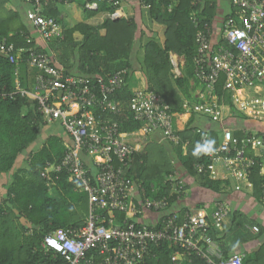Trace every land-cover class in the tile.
Segmentation results:
<instances>
[{
	"label": "built area",
	"instance_id": "1",
	"mask_svg": "<svg viewBox=\"0 0 264 264\" xmlns=\"http://www.w3.org/2000/svg\"><path fill=\"white\" fill-rule=\"evenodd\" d=\"M23 1L30 6L26 18L38 38L45 43L64 39L62 24L42 13V3L49 0ZM230 1L237 14L225 18L218 43L212 42L211 24L192 14L197 28L195 72L204 88L203 101L192 109L221 123L223 130L222 140L215 146L209 144V132L198 130L196 146L202 160L195 170L213 180L229 181L235 190L253 192L252 176L259 163L264 205V132L243 126L239 128L243 136H236L234 128L223 124L224 118L234 116V112L227 111L217 94L223 78V88L231 93L235 109L246 118L264 123V0ZM103 2L115 9V16L122 0H84V7L95 10ZM24 35L29 44L25 47L0 35V54L15 65L23 58L25 62L26 56V62L41 72L32 90L24 89L17 77L16 90L0 87V98L25 94L36 100L45 123H62L72 141L65 144L62 160L48 162L42 176L49 180L65 173L87 193L89 201L86 224L60 228L44 236V251H53L54 261L58 254L63 259L52 264H153L165 248L175 249L171 256L176 264L182 259L191 264L194 257L199 258V264H248L243 252L224 258L212 234L213 230L222 231L232 216L234 208L227 200H218L211 210L178 207L167 193L157 197L146 194L144 182L130 176L136 146L120 129L117 118L123 106L119 94L127 88L129 70L121 68L105 78L74 75L60 67L51 53L34 47V36ZM172 63L174 76H180L177 55L172 56ZM15 74H19L18 66ZM130 91L129 108L133 118L142 122L141 132L145 135L159 130L167 141L180 144L176 114L161 95L149 88ZM86 157L91 158L94 169L85 163ZM163 183L178 195L188 194L184 179L176 171L167 173ZM150 187L152 192L159 189ZM145 211L159 215L156 226L137 223ZM246 227L254 233L260 231L257 225Z\"/></svg>",
	"mask_w": 264,
	"mask_h": 264
},
{
	"label": "trees",
	"instance_id": "2",
	"mask_svg": "<svg viewBox=\"0 0 264 264\" xmlns=\"http://www.w3.org/2000/svg\"><path fill=\"white\" fill-rule=\"evenodd\" d=\"M145 1L150 5L154 18L166 27L164 45L160 46L150 42L146 48L144 69L150 78L148 88L161 95L170 106L171 112H184L185 99L191 103L202 101L192 95V90L199 85L194 65V56L197 52V28L193 23L192 14L200 16L201 19L211 24L214 4L210 0H206L201 13L202 4L201 2L194 3L195 0ZM0 3L4 5L5 0H0ZM106 5H108L106 2L100 3L99 9L105 8ZM17 13H14L16 17L19 16ZM45 14L58 18L59 11L56 6H50ZM18 24L14 23V27L11 29L2 26L0 30L3 29V31H0V35L8 36L10 31H13L10 40H13L17 46H23L26 45L24 34H27L28 31L20 18ZM63 29L64 39H57L51 45L54 57L68 71L73 69L81 74L98 75L105 78L121 68H133L131 57L137 30V25L133 21L107 19L100 27L79 23L73 28ZM102 29L105 30V34L101 33ZM77 31L83 33L82 41H77L74 38ZM39 50L47 51L43 48H39ZM170 51L185 57L186 65L183 76L174 78ZM24 65L25 63L21 68L25 72L27 66L23 67ZM15 68L14 63L0 54L1 88L5 87L7 91L16 90ZM23 76H20L21 86L27 88ZM128 78L129 75L127 76V88L119 94L124 106V112L119 116V119L121 120L120 129L132 132L141 128L143 124L133 119L129 112L128 103L131 91ZM221 80L217 87V94L227 111H233L235 117L257 125L264 132L263 122L246 118L235 109L231 93L223 88V78ZM192 81L195 85H192ZM194 120L195 116L192 115L190 123ZM45 125L36 100L21 93L5 99L0 98V175L5 173L12 176V181L5 185L4 192L0 191V264L62 263L63 259L59 254L54 261L55 253L44 251L41 246L44 236L60 228L79 227L87 222L89 207L87 193L69 181L63 172L60 173L56 183L51 185L42 176V171L48 162L58 163L62 160L65 153L63 137L50 135L43 141V144L36 145L34 150L29 151V148L34 143L36 144L41 129ZM211 133L213 136L218 134L217 131ZM179 134L183 141L187 142V152L183 160L184 167L191 175L196 176L200 185L205 189L214 194H224L227 186L231 184L229 181L199 176L194 170V163L202 160L195 142L191 141L194 127L187 126ZM235 134L238 137L243 136V132L239 129H236ZM26 152L29 153V156L25 159L24 164L17 166L18 158ZM150 159L145 151L136 153L132 173L135 172L136 178L144 182L143 192L154 197L163 196L169 189V186L162 182L163 174H167L171 170V159L168 157L160 159L158 156L152 160V163H150ZM258 170L259 163L255 166V173L252 176L254 190L251 192V197L258 204L264 206L262 203L263 179L257 174ZM154 182L159 189L152 193L150 186ZM227 201L231 204L229 200ZM197 207L200 208L199 205ZM117 216L120 218V214L117 213ZM232 220V226L225 224L223 231H212L214 238L220 244L224 258L229 257L232 245L237 242V239H240L239 234L246 232V235L249 236L251 233L246 225H252L250 223L252 220L235 208ZM227 242L231 243L228 244V248L226 247ZM174 250L165 248L159 253V259L153 261V264H176L173 263L171 256ZM244 262L264 264V261H259L257 257L253 258V255L245 258ZM199 263V258L194 257L191 264ZM180 264H190V262L183 260Z\"/></svg>",
	"mask_w": 264,
	"mask_h": 264
},
{
	"label": "crops",
	"instance_id": "3",
	"mask_svg": "<svg viewBox=\"0 0 264 264\" xmlns=\"http://www.w3.org/2000/svg\"><path fill=\"white\" fill-rule=\"evenodd\" d=\"M210 1L212 2V4H214L213 12L211 13V19H212L211 26H212V32H213L212 42L218 43L220 41V36L222 34L223 22L225 18L231 15L235 16L237 14L236 12L237 10L232 6V3L230 0H229L230 2L228 3V5L224 4L221 0H210ZM195 2L196 3L201 2L202 7L200 11L202 13L205 7L206 0H195L194 3ZM77 4H80L83 7V9H80L79 11L75 10L74 7ZM4 5L8 7V10L6 11L8 13L7 14L8 16H6L5 19L0 17V28H2L3 26L4 28L11 29L14 27V23L15 25H19L18 22L20 18L21 21H23L27 27V31H28L27 34H31V36H34L37 39V41H34L32 45L36 47L37 49L43 48L47 50L45 52L51 53L54 57V53H52L53 49H52L51 44L57 39H53L52 41L45 43L40 38H38L39 34L37 33L35 28H33V26L29 23V21L26 18V11L30 6L27 3H25L23 0H5ZM50 6H56V8L59 11L58 18L54 16H50V17L56 18L62 24L63 28L65 29L73 28L75 25L79 23H85L93 27H100L104 23V21L107 19H112V20L126 19V20L133 21L137 25V30H136L135 43H134L132 57H131L133 68L132 69L127 68L129 70L128 85L131 90L138 89V88H148L150 78L148 77V75L146 74V70L144 69L146 48L150 42H154L156 44H159L160 46L164 45V42L166 39V27L165 25H163L162 23H160L154 18V16L152 15L151 7L148 3H146L145 0H122L121 6L116 10L115 16L112 15L115 12V9H113L110 5H106L105 8L99 9L100 7V4H99L98 9L88 10L84 7V0H79V3L77 2V0H66V1L49 0V3L47 4L42 3V13L44 15H46L45 12L48 10ZM16 10L18 13L15 12ZM76 11L79 12L80 14L77 13ZM72 12H74L77 17H73ZM14 13L19 14V16L16 17ZM203 15H206V14H203ZM46 16H49V15H46ZM1 30L3 31V29ZM101 33L105 34V30L102 29ZM8 36L9 37L13 36V31H10ZM83 37L84 35L81 31H77L74 34V38L77 41H82ZM11 41L14 42L13 40ZM25 41H26V38H25ZM25 44L26 45H23L24 47L29 45L27 41L25 42ZM173 55L178 56L179 69L181 72L180 76H183L185 65H186V59L183 55H180L174 51H170L171 63H172ZM26 61H27V58L25 56V62L23 58L21 64L16 65V67L18 66L19 68V74L16 75L15 72L14 74H15L16 79L18 77L19 81H20V76L24 75L23 79L25 80L24 82L27 85V88L26 87L25 88L23 87V88L27 90H32L33 84L35 82V78L41 71L29 65ZM54 61L60 67L64 68L67 72L71 74L85 75L73 69L72 71H68L66 67L60 61H58V59H56V57H54ZM23 63H25L23 67L27 66V70L25 72L22 71V68H21ZM173 68H174V65H173ZM172 74H174L173 69H172ZM16 84H17V81H16ZM20 85H21V82H20ZM192 85H195L193 81H192ZM203 89H204L203 85L201 84L199 80V85H197V87L195 86L194 90H192L193 97L200 98L203 101V98L201 97ZM201 102L191 103L189 100L185 99L183 103V108H185V111L175 112L176 114L175 125L178 129V133L184 131L187 128V126H193L194 134L192 136L191 141L195 142V145L197 144L200 138L199 137L200 135L198 134L199 133L198 130L209 132L210 133L209 144L210 146H215L222 140V136H223L222 124L192 109V107L195 104H199ZM123 107L124 106H122L121 114H123L124 112ZM129 112L132 115L130 108H129ZM121 114L117 116L118 119ZM192 115L195 116V120L194 122L190 123V119ZM119 121L121 125V120L119 119ZM213 122L215 123V125L210 124ZM223 124L226 127L228 126V127L234 128L235 131L236 129L242 128L243 126L258 128V126L253 125L249 121L242 120L241 118H237L235 116L225 117L223 120ZM50 126H57L60 129L52 132V131H49ZM141 129L142 127L132 132L124 131L128 133L127 139L133 145L136 146V151L134 155L136 153H141L145 151L148 153V155L151 158L150 159L151 161L149 160L150 163H152V160L158 156L160 159L163 157L170 158L172 168L169 171V173L174 172V171L178 172V174L184 179L186 183L188 194L185 196L183 194L178 195L177 193L171 191V188L168 187L169 189L167 191V194L170 195L171 203L174 202V204L177 205L178 207H184V208L186 207L198 208L197 206L199 205L200 208L204 207L208 210H211L213 209L215 203L218 200H221V199L229 200L233 208H235V210H238L240 213L245 214L248 219L252 220L250 222L252 225H257L260 228V232L254 233L251 231L249 236L246 235V232H242L241 234H239L238 236L240 237V239H237V242H235L232 245L229 256L233 253L243 252L246 254V258L253 255V258L257 257L259 261H264V206L258 204L256 200H254L251 197V192L247 190H240V191L235 190L231 184L227 186L224 194L222 193L214 194L212 193V191L205 189L202 185H200L199 181L196 179V176L191 175L190 172H188V170L183 165V160L187 152V149H186L187 142H184L183 139L181 138L182 142L178 145H174L170 143L169 141H167L165 137L162 135V132H160L159 130L153 133L144 135L141 132ZM44 131L48 132L46 137L44 136L45 135L43 133ZM212 131H217L218 132L217 136H213L211 133ZM41 133H42V136L38 138L36 144L34 143L29 148V151L34 150L36 145L43 144V141H45L47 137L50 135H60L61 137H63L64 146L66 143H71L72 141V138L66 133L60 121H55L52 124L46 123V125L41 129ZM42 137L44 139H42ZM196 149H197V146H196ZM134 155L132 157V168L130 170V176L135 181V180H140V179L136 178L135 172H133L134 174L132 173L133 168H134V165H133ZM28 156H29L28 152L22 154L17 160V166H22L25 162V159H27ZM85 159H86L85 163L89 167L94 169V163L91 160V158L86 157ZM196 163L198 162L194 163V170H195ZM166 175H167L166 173L163 174V181ZM200 175L201 174H199V176ZM58 177L59 176L54 175L49 180L45 178L44 179L47 181L48 184L51 185V184L56 183ZM11 181H12V176L10 174H5V173L1 174L0 175V191L4 192L5 185ZM151 185H155L157 187L156 182H154ZM173 198H174V201H172ZM88 210H89V207H88ZM158 219H159V215L156 212L145 211V212H142L138 216L137 223H139L143 227H154L157 225ZM242 219H239V220H242ZM232 221L233 220L231 216L230 219H228L226 222L227 226H229V224H231L232 226ZM117 223H120V221H118ZM228 244H231V243L227 242L226 244L227 248H228Z\"/></svg>",
	"mask_w": 264,
	"mask_h": 264
},
{
	"label": "rangeland",
	"instance_id": "4",
	"mask_svg": "<svg viewBox=\"0 0 264 264\" xmlns=\"http://www.w3.org/2000/svg\"><path fill=\"white\" fill-rule=\"evenodd\" d=\"M224 4H226V5H228V3L230 2L229 0H221ZM77 2L79 3V0H77ZM11 4V3H10ZM74 9L75 10H80V9H83V7L80 5V4H77L75 7H74ZM8 10V7L6 6V5H1V3H0V17L1 18H3V19H5L6 18V16H8L7 14V11ZM77 12V11H76ZM77 13H79V12H77ZM80 14V13H79ZM72 16L73 17H77L76 15H75V13L74 12H72ZM71 60H73L72 58H71ZM205 121V120H204ZM210 124H212V125H215V123L213 122V123H210ZM58 129H60L59 127H57V126H50L49 127V131H52V132H54V131H56V130H58ZM45 135V137H46V135L48 134V132L47 131H44L43 132ZM42 136V133L40 134V137ZM39 137V138H40ZM42 139H44L43 137H42ZM176 156H178V155H176ZM6 177V176H5ZM8 177V176H7Z\"/></svg>",
	"mask_w": 264,
	"mask_h": 264
}]
</instances>
